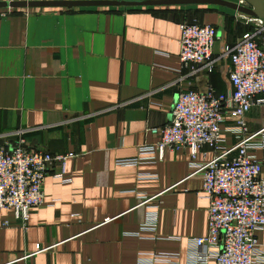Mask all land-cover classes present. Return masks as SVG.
Masks as SVG:
<instances>
[{"label":"crops","instance_id":"obj_1","mask_svg":"<svg viewBox=\"0 0 264 264\" xmlns=\"http://www.w3.org/2000/svg\"><path fill=\"white\" fill-rule=\"evenodd\" d=\"M8 10L0 9V144L22 136L30 149L74 156L65 176L59 165L49 172L46 202L26 224L0 208V264H149L163 254L191 264L190 240L209 229L202 176L188 148L144 160L142 147L158 142L151 128L171 122L181 91L233 93L231 53L253 32L248 15L218 4ZM190 13L219 35L214 68L197 74L181 63ZM237 120L222 127L226 149L240 140ZM245 120L251 133L263 129L264 106ZM204 152L214 155L203 147L196 162ZM252 153L264 180V148ZM153 197L157 209L143 204ZM258 242L264 250V229Z\"/></svg>","mask_w":264,"mask_h":264},{"label":"built area","instance_id":"obj_2","mask_svg":"<svg viewBox=\"0 0 264 264\" xmlns=\"http://www.w3.org/2000/svg\"><path fill=\"white\" fill-rule=\"evenodd\" d=\"M248 17L254 25L253 32L238 41L231 53L233 93H222L212 86L203 92L181 91L171 122L151 128L158 142L142 147V154H150L142 157L144 160L156 159V152L163 159L166 149L188 148L194 159L192 167L202 176L203 190L210 200L209 229L207 235L190 240L191 264H264V250L258 242V232L264 229L263 163L252 153L264 148V128L251 133L245 120L254 106H264V20ZM181 31L182 68L192 74L202 68L213 69L217 28L183 22ZM228 117L238 119L231 130L240 133L239 142L231 149L225 148L222 137ZM203 147L214 155L206 159L208 153L204 152V161L196 162ZM72 156L73 153L30 149L22 136L16 143L5 139L0 144V208L13 209L16 218L26 224L31 210L46 202L44 183L49 172L59 165L65 176ZM151 201L154 209L159 208L155 197L147 198L143 204ZM157 213H150L153 230ZM147 228L150 227L143 230ZM147 260L149 264H180L176 254L155 255Z\"/></svg>","mask_w":264,"mask_h":264},{"label":"water","instance_id":"obj_3","mask_svg":"<svg viewBox=\"0 0 264 264\" xmlns=\"http://www.w3.org/2000/svg\"><path fill=\"white\" fill-rule=\"evenodd\" d=\"M0 0V9L10 8H116L160 7L215 4L229 7L253 18L264 20V0Z\"/></svg>","mask_w":264,"mask_h":264},{"label":"rangeland","instance_id":"obj_4","mask_svg":"<svg viewBox=\"0 0 264 264\" xmlns=\"http://www.w3.org/2000/svg\"><path fill=\"white\" fill-rule=\"evenodd\" d=\"M190 19L191 20H197V21L199 20L198 17L196 16V14H194V13H190Z\"/></svg>","mask_w":264,"mask_h":264},{"label":"trees","instance_id":"obj_5","mask_svg":"<svg viewBox=\"0 0 264 264\" xmlns=\"http://www.w3.org/2000/svg\"><path fill=\"white\" fill-rule=\"evenodd\" d=\"M183 22H197L196 20H191L190 19V16H188L187 18H186V20L185 21H183ZM198 23V22H197Z\"/></svg>","mask_w":264,"mask_h":264}]
</instances>
